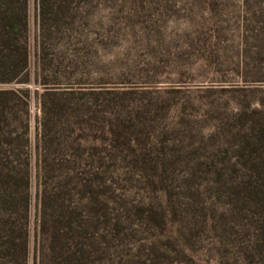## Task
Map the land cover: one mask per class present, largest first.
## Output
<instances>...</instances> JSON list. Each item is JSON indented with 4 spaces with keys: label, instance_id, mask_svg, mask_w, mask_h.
<instances>
[{
    "label": "rangeland",
    "instance_id": "374dc122",
    "mask_svg": "<svg viewBox=\"0 0 264 264\" xmlns=\"http://www.w3.org/2000/svg\"><path fill=\"white\" fill-rule=\"evenodd\" d=\"M65 4L42 35L26 0L27 64L0 81V193L18 212L26 194L25 264L42 190L45 244L64 207L82 264H264L228 200L264 130V0Z\"/></svg>",
    "mask_w": 264,
    "mask_h": 264
},
{
    "label": "trees",
    "instance_id": "16d2710c",
    "mask_svg": "<svg viewBox=\"0 0 264 264\" xmlns=\"http://www.w3.org/2000/svg\"><path fill=\"white\" fill-rule=\"evenodd\" d=\"M66 0H37V23L42 35H47L50 23L53 25L66 13ZM28 57L26 0H0V81L19 80ZM3 90H0L2 93ZM258 133V134H257ZM255 133L256 142L246 138L243 149L245 169L228 190L231 202L230 214L244 220L242 225L230 226L229 230L240 238L244 249L259 250L264 243V221L250 220L259 217L264 201V130ZM8 173V171H7ZM217 186L222 173L215 170ZM8 176V175H7ZM7 183V179L5 181ZM216 189H219L217 187ZM11 191L0 193V264H25L27 254L24 220L26 214V194H20L21 210L18 212L16 197ZM40 214L36 235V258L38 264H82V242H69L68 238L81 235V222L72 221L61 207L56 222H52L48 244V219L46 209L51 206L45 191L40 194ZM69 213V212H68ZM242 220V221H243ZM58 225L59 229L58 230ZM225 229V228H224ZM228 229V227H227ZM78 235V236H79ZM244 236L246 238H244ZM242 239L244 242H242Z\"/></svg>",
    "mask_w": 264,
    "mask_h": 264
}]
</instances>
